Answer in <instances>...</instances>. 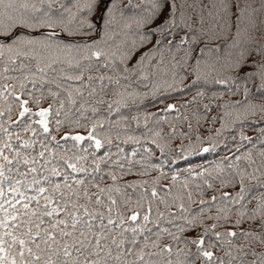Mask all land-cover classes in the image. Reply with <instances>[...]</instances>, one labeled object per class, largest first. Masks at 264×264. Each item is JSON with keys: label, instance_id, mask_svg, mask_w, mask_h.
<instances>
[{"label": "snow or ice", "instance_id": "obj_1", "mask_svg": "<svg viewBox=\"0 0 264 264\" xmlns=\"http://www.w3.org/2000/svg\"><path fill=\"white\" fill-rule=\"evenodd\" d=\"M0 264H264V0H0Z\"/></svg>", "mask_w": 264, "mask_h": 264}, {"label": "trees", "instance_id": "obj_2", "mask_svg": "<svg viewBox=\"0 0 264 264\" xmlns=\"http://www.w3.org/2000/svg\"><path fill=\"white\" fill-rule=\"evenodd\" d=\"M154 110V109H153Z\"/></svg>", "mask_w": 264, "mask_h": 264}]
</instances>
